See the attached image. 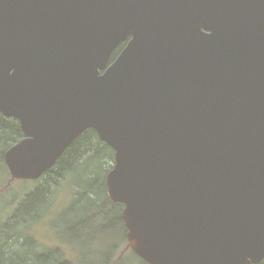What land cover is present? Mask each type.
Here are the masks:
<instances>
[{
  "label": "water",
  "instance_id": "water-1",
  "mask_svg": "<svg viewBox=\"0 0 264 264\" xmlns=\"http://www.w3.org/2000/svg\"><path fill=\"white\" fill-rule=\"evenodd\" d=\"M0 113L12 179L97 131L145 262L264 259V0H0Z\"/></svg>",
  "mask_w": 264,
  "mask_h": 264
},
{
  "label": "trees",
  "instance_id": "trees-1",
  "mask_svg": "<svg viewBox=\"0 0 264 264\" xmlns=\"http://www.w3.org/2000/svg\"><path fill=\"white\" fill-rule=\"evenodd\" d=\"M126 42H123L113 53V62ZM25 138L21 124L16 118H7L0 113V165H5V152ZM110 159V161H109ZM114 150L101 141L97 131L93 128L85 130L59 157L54 166L46 171L39 179L35 180L38 185L28 191L19 206L16 207L12 216V223L0 227V264H78L64 256V250L44 249L43 252L33 254L37 250V239L26 235L19 230L24 223L39 222L52 206L50 200L58 188L68 183L70 174L81 165H85L88 172L85 183L87 187H81L76 183V205L73 209L66 212L72 213L82 205L88 214H94L93 208L103 207L101 212L87 223L81 222L82 229L88 230L97 220L96 217L103 219L105 226L102 229L104 234L112 232L127 234V228L122 217L124 204L113 202L107 193L106 173L113 167ZM96 161L99 167L88 169L89 163ZM112 161V162H111ZM26 181V180H25ZM59 186V187H58ZM80 188V191H79ZM90 204L89 207L82 204L83 201ZM101 205V206H100ZM100 213V214H98ZM74 235V234H73ZM77 235V234H76ZM127 237L125 236V239ZM111 258L107 257L104 264L110 263ZM147 264L146 262H144ZM257 264H264V259Z\"/></svg>",
  "mask_w": 264,
  "mask_h": 264
},
{
  "label": "rangeland",
  "instance_id": "rangeland-1",
  "mask_svg": "<svg viewBox=\"0 0 264 264\" xmlns=\"http://www.w3.org/2000/svg\"><path fill=\"white\" fill-rule=\"evenodd\" d=\"M114 161L115 159L113 164ZM95 167H99L97 162H90L88 169ZM85 169V165H81L68 176V183L61 187L58 186L57 192L50 200L52 210L48 211L45 217L39 222L24 223L26 225L19 227L21 232L37 239L38 243L35 245L37 250L33 254L43 252L44 249L56 248L59 252L63 249L64 256L78 264H104L107 257L111 258L110 263L112 264H145L131 249L127 238L125 239L126 235L118 232L104 234L103 219L96 217L97 220L91 228L85 231L82 229L80 223L92 220L96 212H101L103 207L93 208L94 214H88L85 209H82V205L78 204L79 207L75 212H66L76 205L75 197L78 190L76 183H79L81 187H87L85 180L88 172ZM106 170L105 174H107ZM11 178L6 162L5 165L1 164L0 227H7L8 223H12L11 218L24 195L38 185L34 180H12ZM82 204L86 207L90 206L85 200Z\"/></svg>",
  "mask_w": 264,
  "mask_h": 264
}]
</instances>
